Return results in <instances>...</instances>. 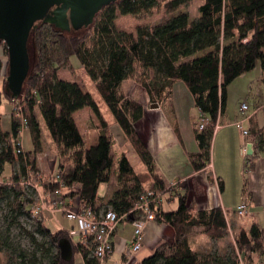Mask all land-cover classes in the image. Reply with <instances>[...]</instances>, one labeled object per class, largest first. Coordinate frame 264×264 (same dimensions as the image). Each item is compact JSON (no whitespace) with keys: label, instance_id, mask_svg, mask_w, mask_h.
Instances as JSON below:
<instances>
[{"label":"trees","instance_id":"trees-1","mask_svg":"<svg viewBox=\"0 0 264 264\" xmlns=\"http://www.w3.org/2000/svg\"><path fill=\"white\" fill-rule=\"evenodd\" d=\"M192 1L169 0L165 7L169 13H174ZM159 5V0H119L105 6L93 25L79 32L65 33L51 25L37 23L38 28L34 30L30 42L35 48V61L23 94L19 100H13L4 90L10 102L19 101L24 108L23 116L33 151L18 153L22 124L12 113L10 132H5L0 123V174L7 165L12 166L9 180L0 182V205L4 203L8 207L13 215L12 223L22 229L47 264H76V254L82 256L85 264L101 263L92 257L95 247L92 240L75 243L67 230L48 228L44 212L39 217L34 214L37 191L25 187V183L30 181L37 186L44 196L46 207L52 210L59 205L50 197L62 189V199L66 203L78 197L82 205L92 206L100 212L97 207L99 187L110 183L114 166V138L95 97L80 84L59 79L60 71L73 59L80 63L94 82L100 97L153 180L148 186L129 159L123 156L117 172L118 191L105 208H111L123 217L122 223L133 224L142 220L140 213H131L140 196L155 190L164 202L155 210L154 222L168 225L175 231L173 243H163L138 264H254L256 256H264V229L258 224H253L249 230H242L235 238L236 246L228 248L223 255L215 251L197 253L193 250L190 235L194 228H203L204 233L214 241L228 236L225 211L221 207L196 210L186 191L175 193L176 189L167 186L136 130V125L144 117L145 106L121 92L124 81L139 75L141 80L150 71L153 79L150 82L144 80L142 86L154 102L161 104L172 98L174 84L183 82L200 112L199 118L194 121L199 151L190 154V162L196 172L209 168L212 165L216 127L226 112L228 88L258 64L264 70V0H202L199 16L194 20L188 13H182L151 29L139 26L136 33L116 30L118 15L147 17ZM83 32L87 33L83 35ZM0 47L8 56L6 45L0 42ZM4 83L7 87V79ZM84 109H90L99 121L98 141L90 148H87L74 119V115ZM38 111L57 150V174L51 179L40 177L37 157L44 148L36 115ZM203 119L209 120V124L200 130ZM249 133L259 139V148L264 150V127ZM253 159L247 157L248 172L254 168ZM219 187L223 191L222 182ZM169 195L174 196L170 198ZM171 199L178 201L177 210L165 208ZM21 217L36 221L37 232L48 239V247L35 234L21 227L18 223ZM62 239H69L73 244L71 262L61 258L59 242ZM11 248L9 238L4 239L0 235V259L3 252ZM18 258L26 261L23 253ZM31 262L37 264V258L34 256Z\"/></svg>","mask_w":264,"mask_h":264},{"label":"crops","instance_id":"crops-1","mask_svg":"<svg viewBox=\"0 0 264 264\" xmlns=\"http://www.w3.org/2000/svg\"><path fill=\"white\" fill-rule=\"evenodd\" d=\"M198 18V17H197ZM5 54L0 47V63L5 64ZM239 83V99L242 101L241 105L246 104V100L254 97V93L250 92L253 89V86L257 83L264 85V70L261 65L258 64L257 67L245 75L238 78L230 87L235 86L236 82ZM132 80H126L124 84L131 82ZM181 82H176L173 87L172 98L164 103H158L159 108H153V105L149 107L145 106V114L143 119L136 125V130L139 133L141 139L145 142L150 154L152 155L157 172L164 179L166 184L171 185L172 183H179L182 186L180 193L186 191L192 205L198 206L201 210H211L218 208V205L222 206V209L225 211V206L229 203V200L225 197L226 183L223 181L225 175L228 172V167L230 166L233 158H235V163L237 169L243 167L244 178H243V193L241 199L238 200L235 208L233 210L234 216H237L236 211L238 207L246 201L248 204V212L244 217H250L249 223L244 222L242 229L249 230L253 224H258L261 228V224L256 223V219H259V215L264 214V150H260L258 142L259 139H256V144L254 148V156L252 163L254 168L252 171L246 168L247 156L244 153V150L247 149L248 143L252 139H245L236 127V123L241 120L244 122V128L252 133L262 129L264 127V104L259 100L253 99L254 106L252 108L248 107V111L245 116L240 112L239 108V120H230L227 117V109L225 115L220 118L218 122L217 129L215 131V137L212 146V165L210 166L211 172L213 174L212 182L209 181L205 176H207V170L201 172H196L190 162V154L197 153L199 151L198 143L195 139L194 127L190 126L187 123V127L184 123L181 126L180 119L183 117L182 114L178 113L177 107L175 105V88L176 86H181ZM4 85V80L0 78V86ZM142 88L141 86H139ZM237 88V87H236ZM4 89V87H3ZM264 89H262L261 94L263 95ZM1 92V88H0ZM2 93V92H1ZM229 95V90H228ZM192 96V95H191ZM193 98V97H192ZM137 99V98H136ZM142 102L141 100L137 99ZM150 102V100H148ZM9 105H12V102L8 101ZM194 108H196L193 100ZM197 114L196 118L200 116L199 110L196 108ZM82 111V110H81ZM183 111V110H181ZM37 118L38 114L36 113ZM104 117V116H103ZM105 119V117H104ZM114 119V118H113ZM106 120V119H105ZM110 126V130L114 136V146L117 147L118 152H122L125 149H129L131 155H127L122 152V157L126 156L133 166L131 159H134L138 163L142 164L141 172L136 173L143 176L146 184L148 186L152 185V178L148 172L147 167L142 163L140 157L136 153L133 146L127 140L123 134L121 128L116 123L115 119L110 123L106 120ZM186 122V121H185ZM0 123L1 127L5 132H10L12 127V114L9 121H6L3 112L1 111V100H0ZM98 137H99V122H98ZM186 128H188L186 130ZM23 135V134H22ZM47 142H51L49 136H46ZM98 141V140H97ZM23 151L29 153L33 151V146L31 150H26L23 146L21 140ZM86 143V142H85ZM50 145V143L45 144L43 142V148ZM93 144L87 145V148H90ZM51 146V145H50ZM131 146V147H129ZM39 157V158H38ZM38 166L41 171V178L46 179L45 172L49 169L55 170L58 165L57 159L44 160L42 155L38 156ZM121 157V158H122ZM232 158V161H231ZM251 158V157H249ZM214 160V164H213ZM218 161V163H217ZM230 162V163H229ZM134 167V166H133ZM135 169V167H134ZM242 172V173H243ZM247 173V175H246ZM57 174V172H56ZM243 176V175H242ZM53 177V176H52ZM117 173L112 175L110 183L106 187V194L104 197L99 195L98 191V200L97 207L102 208L106 206L108 202L112 199L114 194L118 191L117 186ZM205 179V181H204ZM245 181H247L245 185ZM1 182V181H0ZM223 183V191L220 190L219 183ZM179 186V185H178ZM101 186L99 187L100 190ZM177 189V188H176ZM246 191V193H244ZM170 198H173L174 195H169ZM169 205L174 203L173 199L168 201ZM166 204V206L168 205ZM205 208V209H202ZM102 211V210H101ZM100 211V212H101ZM170 211V210H169ZM174 211V210H173ZM46 218H50V215L54 214L52 209L44 211ZM52 213V214H50ZM57 214V213H55ZM228 219V216L226 214ZM241 217V218H244ZM195 230H202L203 228L197 227ZM134 225L129 223H121L114 236V251L105 259L101 264H132L131 261L134 260L138 264L144 259L150 257L155 249L162 245L163 243H173L175 238V231L172 227L168 225H160L156 222L147 223L145 226V244L142 250L136 255H131V246L134 241ZM192 248L197 253H207V252H218L223 255L228 251V246L224 249L219 248L220 241H214L207 237L206 235H201L199 238V245L201 249H205L204 252H198V247L195 245V242L192 241ZM222 242V240H221ZM76 243H80L78 240ZM232 244V245H231ZM231 247H235V241L230 243ZM195 247V249H194ZM131 257V258H130ZM76 264H85L82 256L76 254L75 256ZM254 264H264V256H256L254 259Z\"/></svg>","mask_w":264,"mask_h":264},{"label":"rangeland","instance_id":"rangeland-1","mask_svg":"<svg viewBox=\"0 0 264 264\" xmlns=\"http://www.w3.org/2000/svg\"><path fill=\"white\" fill-rule=\"evenodd\" d=\"M169 0H159L160 5L159 7L154 10V12L147 16V17H141V18H136L133 16H122V15H118L116 22H115V27L116 30L119 32H126V33H136L137 28L139 26H145L148 28H153L156 25L166 22L169 19H171L173 16H176L178 14H182V13H188L191 17L192 20L196 19L199 16V8L202 5V0H193L190 4L180 8L178 11L174 12V13H169L166 9V4L168 3ZM87 32H83L82 34H86ZM30 53H31V61L32 64L35 61V48L33 43H31L30 45ZM5 64L3 65L2 63H0V78L3 79L4 81L7 79L8 77V56L5 55ZM3 74V76H2ZM140 75L137 76V78L131 79V82H128L126 84H124V86L122 87V94L125 96H130L133 99H135L136 101H138L137 99L141 100L142 102L138 101L139 103L146 104L145 106L149 107L150 105H155L157 104V102H154V100L152 99L151 95L149 94V92L142 86V82L145 80L147 82H150L153 79V74L152 72L148 71L147 74H145L144 78H141L140 80ZM59 79L63 80V81H67V82H76L78 84H80L84 90L86 92L91 93L99 107L100 110L102 112V115L105 117V119L107 121H109L110 123L114 120L113 119V115L111 113V111L109 110V108L106 106V104L104 103V101L102 100V98L100 97L99 93L96 90L95 84L92 81V79L90 78V76L86 73V71L80 66V63L73 59V61H71L70 65L65 67L64 69H62L59 73ZM239 81V80H238ZM239 83H241V81L236 82V84H234L235 86H233L232 88L229 87V95H228V99H227V117L230 118V120H239V108L241 106V100L239 99L238 95H239V91H238V87H239ZM181 86H176L175 88V105L177 107L178 113L182 114L183 117L180 119L181 122V126L182 124L187 126V123L190 124V126L194 127V121L197 119L196 118V114H197V110L196 108H194L193 105V98L187 88V86L181 82L180 83ZM139 86H141L142 88H140ZM4 87V89H3ZM0 86L1 88V111L4 114V117L6 118V121H9L11 114H12V110H13V104L10 106L8 103V99L6 97V94L4 93V90L7 89L6 88V83H4V85ZM237 87V88H236ZM262 89H264V85L262 86V84L257 83L256 85L253 86V89H251L250 92L254 93V97L251 99L246 100V104L249 106V108H252L254 106V101L253 99L259 100L260 102H262V104H264V93L263 95L261 94ZM264 91V90H263ZM137 98V99H136ZM148 100H150V102H148ZM18 103H20L18 101ZM253 109V108H252ZM183 110V111H181ZM74 119L76 121V124L79 128V131L81 133V135L84 137L85 142L87 143V145L93 144L95 145L97 143L98 140V120L96 119V117L94 116V114L92 113V111L90 109H84L82 111L77 112L74 115ZM38 121L39 124L41 126V131H42V139L43 142L45 144L50 143V145H46L45 146V150L43 151V153L41 154L44 160H56L57 159V150L54 144H52L50 141L47 142L46 140V136L48 135V129L47 126L40 114V112L38 111ZM186 121V122H185ZM241 121V120H239ZM183 127V126H182ZM189 127V125L187 126ZM188 128H186L187 130ZM112 133V131H111ZM113 135V133H112ZM114 138V136H113ZM22 142H23V146L24 148H26V150H31L32 149V140H31V136L28 130H24L23 131V135H22ZM115 143V142H114ZM131 147V146H129ZM118 148L115 147L113 145L112 147V154H113V158H114V166L112 169V173L111 175H114L118 172V168H119V162L121 160L122 157V152L126 153L127 155H131L129 149L128 148L125 149L122 152H118L117 150ZM40 156V155H39ZM39 158V157H38ZM233 158V161H232ZM231 158V164L228 167V172L226 173V177L225 179H223V181L226 183V191H225V197L229 200V203L227 204V206H225V210H226V214L228 216L227 219V223H228V227H229V234L228 236L222 240H220L219 242V248L224 249L225 247L228 246V248H231L230 243H233L235 241L236 236L244 229H242L243 227V223L244 222H248L249 223V218L250 217H244L241 218L238 215L234 216V208L235 205L237 204L238 200L241 199V195L243 193V178H244V172H243V167L241 169H237L236 167V163H235V158L232 157ZM131 161L133 162V166L135 167V170L137 172H141L142 170V164L138 163L137 161H135L134 159H131ZM218 163V161H217ZM230 163V162H229ZM213 164H214V160H213ZM57 167L55 168V170H51L50 169L45 172V176L46 179H51L52 176L56 175L57 172ZM207 170V176H205V178H207L208 180L212 181L211 179H213V174H212V170L211 168H207L205 169ZM243 172V173H242ZM12 175V166L7 165L4 168V172L1 175L0 174V181L5 182L7 180H9V178ZM243 175V176H242ZM247 175V173H246ZM205 181V179H204ZM177 184V189L175 191V193L180 192L179 190H181L182 186L179 183ZM108 184H102L101 188L99 190V195L101 197H104L106 194V187ZM179 185V186H178ZM168 187H170V189L173 190V188L171 187V185H167ZM40 190V189H39ZM182 193V192H181ZM192 205V203H191ZM195 206V205H194ZM218 207H221L220 205H218ZM167 210H177L178 209V201L176 200L172 205H167L165 207ZM196 210H201V208H199L198 206H195ZM49 208L48 206L45 208V211H47ZM205 209V208H202ZM101 210H107V208H105V206H103L101 208ZM45 214V213H44ZM52 214V213H50ZM53 216L50 215V218L48 217V222H46V226L48 228H52V230L58 228V229H65L68 231L69 236L71 237V239L74 242H77L79 240L78 235H75L74 237L72 236V234H76L78 232L77 230V224L74 221L69 220L64 214L62 213H57V214H52ZM12 219H13V215L10 214V211L8 209V207L5 206L4 203H1L0 205V235L4 238L7 239L9 238V244L11 245V249H9L8 251L5 250L2 254V259H0V264H33L31 262V260L34 258V256L37 258V264H47L46 259L43 258V256L41 255L40 252L36 251L35 248L33 247L31 241L29 240V238L24 234V232L22 231V229L15 223H12ZM18 223L21 225V227L25 228L27 231H29L30 233L35 234V236L37 237V239L40 242H45L47 244L48 247V239L42 237L41 235L38 234L37 232V224L36 221L34 219H30L27 217H21L18 218ZM256 223L261 224V226L264 229V214L263 215H259V219H256ZM204 231V230H203ZM201 235H206L204 232H202V230H193L191 235H190V242L191 245H193L192 241L195 242V245L198 247V252H204L205 249H201L200 245H199V238ZM207 236V235H206ZM208 237V236H207ZM210 238V237H209ZM195 249V247H194ZM53 252H56V249H53ZM25 254L26 256V261L23 262V259L18 258L19 254ZM132 264H135L136 262L134 260L131 261Z\"/></svg>","mask_w":264,"mask_h":264},{"label":"water","instance_id":"water-1","mask_svg":"<svg viewBox=\"0 0 264 264\" xmlns=\"http://www.w3.org/2000/svg\"><path fill=\"white\" fill-rule=\"evenodd\" d=\"M119 0H0V42L8 51L7 93L19 100L32 68L30 42L37 23L48 24L65 32H79L93 25L96 16L107 5ZM155 109L158 104L153 105ZM253 157V145L247 146ZM61 258L71 262L73 244L59 242Z\"/></svg>","mask_w":264,"mask_h":264},{"label":"built area","instance_id":"built-area-1","mask_svg":"<svg viewBox=\"0 0 264 264\" xmlns=\"http://www.w3.org/2000/svg\"><path fill=\"white\" fill-rule=\"evenodd\" d=\"M3 76V74H2ZM264 110V108H263ZM248 107L246 104L241 105L240 112L243 116L246 115ZM12 113L15 118L20 119L22 128L21 135L23 131L27 130V122L23 116L24 108L19 103L15 102L13 104ZM200 130H204L205 126L209 124V120L203 119ZM218 126V125H217ZM236 127L241 131L245 139H252L248 144L253 145V150L255 148L256 139L253 138L249 131L244 128V122L238 121ZM217 129V127H216ZM20 148L18 153H23L22 143L19 145ZM247 156V149L244 150ZM248 157V156H247ZM59 180V178H58ZM25 187H32L37 191V202L34 206V214L39 217L41 213L45 211L46 203L42 192L37 186L28 181L25 183ZM171 187L173 189L177 188L176 183H172ZM63 190L59 189L53 195L51 199L57 201L59 207L53 209L54 213H62L69 220L76 222L78 232L72 234L74 237L78 235L80 242L87 243V241L92 240L95 243L94 250L92 252V257L98 262L103 263L106 257L110 256L114 251V236L117 231L118 226L122 223L123 217H120L111 208L97 212L92 206H84L76 197L71 199L67 203L63 201ZM164 200L160 194L155 190H149L144 192L135 206L134 211L131 213H140L142 215V220H138L133 223L134 225V241L131 246V255H136L139 253L145 244V226L147 223L154 222L156 218L155 210L162 206ZM68 207H65V205ZM248 212V204L244 201L237 209L236 214L239 217H244ZM76 243V242H75ZM131 258V257H130Z\"/></svg>","mask_w":264,"mask_h":264}]
</instances>
